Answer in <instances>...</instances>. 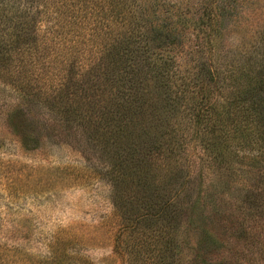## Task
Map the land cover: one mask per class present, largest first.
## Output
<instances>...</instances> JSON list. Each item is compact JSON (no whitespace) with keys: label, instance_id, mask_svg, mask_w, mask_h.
I'll return each instance as SVG.
<instances>
[{"label":"trees","instance_id":"obj_1","mask_svg":"<svg viewBox=\"0 0 264 264\" xmlns=\"http://www.w3.org/2000/svg\"><path fill=\"white\" fill-rule=\"evenodd\" d=\"M159 1L0 0V92L51 115L65 131L58 143L80 133L97 154L123 264H174L181 221L205 216L184 163L191 149L217 162L256 147L264 161V66L223 96L210 70L202 93L198 72L182 73L184 41Z\"/></svg>","mask_w":264,"mask_h":264},{"label":"rangeland","instance_id":"obj_2","mask_svg":"<svg viewBox=\"0 0 264 264\" xmlns=\"http://www.w3.org/2000/svg\"><path fill=\"white\" fill-rule=\"evenodd\" d=\"M159 2L183 38L175 55L184 76L198 72L206 84L219 70L223 96L264 66V0ZM7 93L0 92V264H123L111 188L94 173L97 154L80 133L67 138L72 146L58 143L65 131L51 115ZM244 153L214 162L200 148L189 151L185 166L209 206L204 217L181 221L174 264H264V161L254 160L256 147ZM242 190L249 197L239 199Z\"/></svg>","mask_w":264,"mask_h":264}]
</instances>
